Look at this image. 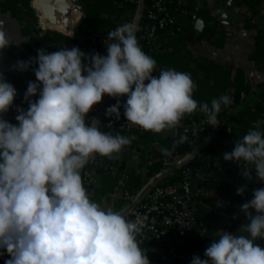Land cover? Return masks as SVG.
<instances>
[{
  "label": "clouds",
  "instance_id": "clouds-1",
  "mask_svg": "<svg viewBox=\"0 0 264 264\" xmlns=\"http://www.w3.org/2000/svg\"><path fill=\"white\" fill-rule=\"evenodd\" d=\"M137 31L134 22L110 31L107 55L64 47L39 49L31 61H17V69H31L36 80L24 93L27 110L16 108V124L3 115L17 90L0 74V250L10 257L5 264H150L137 224L93 201L81 176L97 156L111 159L131 140L102 132L86 118L108 96L117 103L106 109L107 117L119 120L123 107L127 125L147 133L175 129L197 110L216 128L231 99L221 95L210 106L199 103L189 73L161 69L153 75L156 61L142 50ZM10 42L0 24V52ZM121 97H127L123 105ZM186 140L182 135L178 143ZM223 160L252 165L242 175L252 181L255 169V180L264 182V132L249 129ZM245 191L242 186L236 194ZM241 211L248 222L235 234L219 230L205 258L193 256L191 264H264L257 243L264 240V188L255 189Z\"/></svg>",
  "mask_w": 264,
  "mask_h": 264
},
{
  "label": "crops",
  "instance_id": "crops-1",
  "mask_svg": "<svg viewBox=\"0 0 264 264\" xmlns=\"http://www.w3.org/2000/svg\"><path fill=\"white\" fill-rule=\"evenodd\" d=\"M117 1L47 0L38 7L36 0H0V24L7 29L11 40L10 46L0 52V74L17 90L13 106L3 115L4 119L17 123L16 108L27 110L24 93L28 83L36 80L31 69L19 71L17 61H31L39 49L57 51L52 45L54 41H93L117 17ZM165 2L173 5L177 13L170 17L169 28L154 34L148 54L157 64L153 75H159L161 69L189 73L197 85L193 98L199 103L211 104L212 99L229 93L234 96L228 113H220L226 136L219 145L210 140L214 145L206 157L214 165L223 159V153L233 150L235 142L249 129L264 132V0ZM66 6L70 10L67 27L62 30L52 24L63 21ZM196 18L203 22L201 29ZM121 135L128 137L131 144L111 159L101 157L104 163L116 165L99 172L87 192L102 208H110L123 216L130 207V200L122 195L125 175L142 177L130 189L134 199L141 198V190L156 177L146 176V166L158 161L165 150L173 154L172 147L178 142L172 141L168 130L154 134L136 126ZM205 142L209 140L201 139L198 144L203 146ZM190 151L185 149L181 154H174L182 162ZM252 167L241 161L239 166L221 169L215 177L200 183V191L192 199V225L190 222L189 228L174 240H162L161 249L151 247L154 254V259L149 260L151 264H191L193 256L205 258L204 250L217 238L219 230L237 233L248 222L241 205L252 199L255 189L264 188V182L255 180V169L251 172L252 181L242 175V170ZM242 186L246 191L242 196L237 195V189ZM257 243L264 248V240ZM2 253L0 250V256Z\"/></svg>",
  "mask_w": 264,
  "mask_h": 264
},
{
  "label": "built area",
  "instance_id": "built-area-1",
  "mask_svg": "<svg viewBox=\"0 0 264 264\" xmlns=\"http://www.w3.org/2000/svg\"><path fill=\"white\" fill-rule=\"evenodd\" d=\"M116 9L117 17L93 41L82 42L65 39L54 41L52 45L55 49L77 47L89 56L95 53L106 55L105 41L111 42L107 40L108 33L123 23L134 22L136 24V19L139 15H142L146 19V22L142 25L140 31H137L136 36L142 50L146 54H149L153 47L155 30L158 27H165L170 17V9L166 5L165 0H149L147 4H142L141 0H118L116 2ZM228 96L231 99V104L227 107L222 106L220 113H228L230 106L234 103L233 94L229 93ZM119 99L121 105H123L127 97ZM112 105L108 103L106 96H104L102 102L95 105L90 111L86 118V123H96L100 131L111 133L112 135L128 132L134 126L127 125V120L123 115V107L120 108L121 116L119 120L115 119V117L109 118L106 116V109ZM220 113L218 117L221 116ZM212 131L213 128L206 122V116L199 110L190 116H186L177 128L168 130L173 142H178L182 135L187 136L185 144L187 146L186 149L189 150L196 147L201 139L206 138V140H209ZM190 156L195 160H204V156L199 149ZM179 160L178 154L160 156L158 159L159 166L152 177L169 174L171 172L170 169L175 168L172 171L175 179L172 181H167L166 179L164 183L155 182L151 184L140 199H134L130 195V189L125 188L122 190L123 197L130 200V207L127 212L129 216L128 221L136 223L140 229L138 239L140 247L142 249L145 248L146 255L147 253L152 254V246L147 248V251L145 243H163L162 236L172 235L177 237L181 229L185 230L189 228L193 214L192 199L200 191L199 184L215 177L219 170L237 164L222 159L218 160L214 166L209 167L207 170H199L195 166L184 164L185 161L180 163ZM205 160H207V157H205ZM113 164L116 165V163H104L100 156H97L95 161L90 162L81 171L86 190L96 178L100 167L103 170H108L114 166ZM166 198L169 199L166 200ZM6 260H8V254L3 250L0 256V264H5Z\"/></svg>",
  "mask_w": 264,
  "mask_h": 264
},
{
  "label": "trees",
  "instance_id": "trees-1",
  "mask_svg": "<svg viewBox=\"0 0 264 264\" xmlns=\"http://www.w3.org/2000/svg\"><path fill=\"white\" fill-rule=\"evenodd\" d=\"M148 2H149V0H141V3L142 4H147ZM166 5L170 9V17L174 16L177 13L176 8L173 5H170V4H167V3H166ZM170 17L168 19V22H167L166 26L163 27V28L158 27L155 30V32L157 30H166L167 28H169V25L171 24ZM145 22H146V19L142 15H139L138 18L136 19V25L138 26V31H140L142 25ZM98 34H101V32H99ZM136 35H137V33H136ZM96 37H95V39H96ZM137 40H138V38H137ZM138 42H139V40H138ZM105 54L107 55V51L105 52ZM106 100L108 101V103L113 104V105H115L117 103V100L115 98H112V97H107L106 96ZM218 120L220 122V125L217 126L215 129H213L212 134H211V137L209 138V142H207V144L205 142L204 145L201 146L200 149H199L200 152L204 156V160L203 159H201V160L196 159L195 160L192 156H189L187 158V160H185L184 164L191 165V166H195L199 170H207L209 167L214 166L212 164V162H209V161L205 160V157L212 150L213 145L214 144L215 145L221 144L222 140L226 136V125H225L224 122L221 121L220 117H218ZM210 140L214 144L211 145ZM186 148H187V146H186L185 142L184 143H178V144H175L172 147V150L171 151H172L173 154L174 153L181 154V153H183L185 151ZM158 166H159V161H156V162H153V163L148 164L146 166V168H145V174H146V176L147 175H152L154 172H156ZM174 170H175V168L172 171H174ZM101 171H103V168L102 167H100L98 169V173L101 172ZM171 174L170 173L169 174H166V176L163 177V179L159 183H164V181H166V179H167V181L174 180L175 179V176L173 175V173H171ZM140 181H142V177L141 176H139V175L133 176L132 174H127V175H125V178H124V188L123 189H125V188L131 189L132 187L135 188L140 183ZM123 216L128 220V217L129 216L127 214H125ZM163 245L164 244L161 243V242H147V243H145L146 249L147 248H150L151 246L154 247V248H156V249H161L163 247ZM147 251H148V249H147ZM147 256H148L149 260H153L154 259V254L147 253Z\"/></svg>",
  "mask_w": 264,
  "mask_h": 264
},
{
  "label": "water",
  "instance_id": "water-1",
  "mask_svg": "<svg viewBox=\"0 0 264 264\" xmlns=\"http://www.w3.org/2000/svg\"><path fill=\"white\" fill-rule=\"evenodd\" d=\"M47 0H36V3L38 5V7H40L44 2H46ZM57 2H59V0H56ZM74 3L76 2V0H72ZM76 8H79L78 5H75ZM74 9V8H73ZM69 10H70V7L69 6H66V9H65V13H64V17H63V21L59 24H52V25H55L56 27L62 29V30H65L66 27H67V22H68V16H69ZM197 22H199V27L201 29V25L203 24V22L201 20H199L198 18H196ZM201 147V144H198L196 147H194L193 149H191V151L189 152V154L182 160V162L180 163H183L185 160H187V158L192 155L195 151H197L198 149H200ZM162 175H158L156 176L155 178H153V180L151 182H149L142 190H141V194H140V197L144 194V192L148 189V187H150L151 184H153V181L158 178V177H161ZM139 198H136V200H138ZM169 198H166V200H168ZM191 225H192V222H191ZM184 230L181 229L179 231V233H182ZM176 237L172 236V235H164L162 236V240L164 241H171V240H174ZM144 251H145V248H144ZM151 264V262H150Z\"/></svg>",
  "mask_w": 264,
  "mask_h": 264
}]
</instances>
